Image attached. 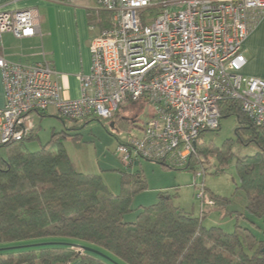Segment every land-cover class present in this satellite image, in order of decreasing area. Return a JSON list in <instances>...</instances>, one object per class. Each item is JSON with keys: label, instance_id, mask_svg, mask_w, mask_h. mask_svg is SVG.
<instances>
[{"label": "built area", "instance_id": "built-area-1", "mask_svg": "<svg viewBox=\"0 0 264 264\" xmlns=\"http://www.w3.org/2000/svg\"><path fill=\"white\" fill-rule=\"evenodd\" d=\"M95 1L108 20L91 38L90 72L78 74V98L63 97L45 58L18 63L0 55L5 95L0 144L29 136L35 129L33 113L53 108L73 121L111 119L129 102L148 111L137 135L116 148L127 167L142 158L187 166L200 133L219 126L228 102L239 103L264 133V77L241 73L243 43L264 15V0ZM39 23L34 7L0 10V44L6 32L16 38L40 35ZM196 178H201L197 197L202 211L212 200L201 169L195 183Z\"/></svg>", "mask_w": 264, "mask_h": 264}, {"label": "trees", "instance_id": "trees-1", "mask_svg": "<svg viewBox=\"0 0 264 264\" xmlns=\"http://www.w3.org/2000/svg\"><path fill=\"white\" fill-rule=\"evenodd\" d=\"M135 107L142 105L129 102L121 108ZM230 114L238 119V141L259 148L255 155L237 156L235 170L238 187L247 196V212L264 221V133L239 103L224 104L220 120ZM121 118L117 111L111 119L115 123ZM219 128L220 122L214 131ZM204 132L182 168L194 174L201 169L204 175V165L212 166L213 158V172H221L234 155L230 141L221 147L203 145L199 140ZM34 137L35 130L21 141L0 144L5 148L0 153V264H264V239H257L249 227L236 224L225 232L218 225H203L208 207L225 208L226 197L205 186L212 205L195 216L160 192L155 203L139 207L135 218L126 220L134 195L147 186L142 170L134 169L144 158L133 167L121 163L120 192L114 195L98 174L77 170L60 143L54 148L51 140L28 151L24 142Z\"/></svg>", "mask_w": 264, "mask_h": 264}, {"label": "rangeland", "instance_id": "rangeland-1", "mask_svg": "<svg viewBox=\"0 0 264 264\" xmlns=\"http://www.w3.org/2000/svg\"><path fill=\"white\" fill-rule=\"evenodd\" d=\"M50 112H53L51 109ZM119 114L129 120L120 119L113 123L112 119L89 116L78 121L64 119L57 113H48L45 116H32V123L36 126V135L24 142L28 151L38 150L41 146L54 141L60 143L68 158L77 170L83 173L98 174L108 191L112 194L120 192V173L124 170L120 160L115 155L119 142L139 132L134 126H142L147 118L148 108L118 109ZM238 119L236 114L226 115L220 120L218 130L205 131L199 142L203 145L212 143L221 147L230 141L233 157L227 160L223 171L214 173L212 166H205L203 183L207 190L213 194L228 199L225 208L208 207L203 220L204 226L218 225L225 232H232L236 224L249 227L257 239H264V221L250 215L246 210L247 196L243 189L238 187L239 180L235 170L237 156L255 155L259 148L252 142L244 144L238 141L236 127ZM33 130V131H34ZM52 144V143H51ZM52 144V146H53ZM5 148H0L3 154ZM264 162V155H262ZM140 168L146 178L147 186L143 191L135 194L132 202V212L125 215L126 220H133L139 207L155 203L160 192L171 195L172 202L184 211L192 212L198 216L201 212L200 200L197 197L201 178L194 180V173L186 168H165L157 162L143 159ZM133 169V170H134Z\"/></svg>", "mask_w": 264, "mask_h": 264}, {"label": "crops", "instance_id": "crops-1", "mask_svg": "<svg viewBox=\"0 0 264 264\" xmlns=\"http://www.w3.org/2000/svg\"><path fill=\"white\" fill-rule=\"evenodd\" d=\"M30 7L39 12L40 35L16 38L11 33H3L0 55L8 61L18 63H33L45 58L56 72L54 79L61 86L63 97L78 98V74L90 72V41L99 29L106 26L107 13L98 10L95 0H0V10L3 11ZM97 18H100L99 22L96 21ZM243 50L246 62L241 73L245 76L264 77V15L250 29L243 43ZM4 102L0 72V107ZM48 113L56 111L49 108L31 116H45ZM139 165L141 166V162ZM69 264H78V261Z\"/></svg>", "mask_w": 264, "mask_h": 264}, {"label": "water", "instance_id": "water-1", "mask_svg": "<svg viewBox=\"0 0 264 264\" xmlns=\"http://www.w3.org/2000/svg\"><path fill=\"white\" fill-rule=\"evenodd\" d=\"M83 249H91V248H88V247H82ZM91 250H93V251H95V252H98V251H96V250H94V249H91ZM99 253V252H98Z\"/></svg>", "mask_w": 264, "mask_h": 264}]
</instances>
